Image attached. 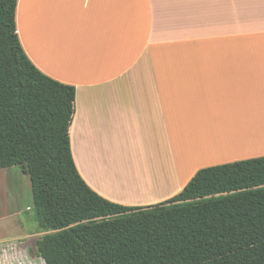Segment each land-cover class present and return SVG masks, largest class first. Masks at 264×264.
Returning <instances> with one entry per match:
<instances>
[{
  "label": "crops",
  "instance_id": "1",
  "mask_svg": "<svg viewBox=\"0 0 264 264\" xmlns=\"http://www.w3.org/2000/svg\"><path fill=\"white\" fill-rule=\"evenodd\" d=\"M16 22L31 61L75 86L73 159L104 198L153 205L264 155V0H18Z\"/></svg>",
  "mask_w": 264,
  "mask_h": 264
},
{
  "label": "trees",
  "instance_id": "2",
  "mask_svg": "<svg viewBox=\"0 0 264 264\" xmlns=\"http://www.w3.org/2000/svg\"><path fill=\"white\" fill-rule=\"evenodd\" d=\"M18 0H0V169L29 175L46 264H264V155L199 169L153 205L112 202L80 175L76 88L26 54Z\"/></svg>",
  "mask_w": 264,
  "mask_h": 264
},
{
  "label": "rangeland",
  "instance_id": "3",
  "mask_svg": "<svg viewBox=\"0 0 264 264\" xmlns=\"http://www.w3.org/2000/svg\"><path fill=\"white\" fill-rule=\"evenodd\" d=\"M13 226L17 229L26 227L24 230L18 229L19 233L24 232L22 236L39 237L40 233L45 232L39 229L34 220L30 177L19 167L0 169V237L11 238ZM38 239L33 241L34 247ZM34 247H29V250L32 251Z\"/></svg>",
  "mask_w": 264,
  "mask_h": 264
},
{
  "label": "clouds",
  "instance_id": "4",
  "mask_svg": "<svg viewBox=\"0 0 264 264\" xmlns=\"http://www.w3.org/2000/svg\"><path fill=\"white\" fill-rule=\"evenodd\" d=\"M42 232L39 237L49 235ZM39 237L15 236L12 239L0 242V264H33L34 252L29 253L28 248L34 247L33 241ZM28 242L25 243L24 241Z\"/></svg>",
  "mask_w": 264,
  "mask_h": 264
},
{
  "label": "bare ground",
  "instance_id": "5",
  "mask_svg": "<svg viewBox=\"0 0 264 264\" xmlns=\"http://www.w3.org/2000/svg\"><path fill=\"white\" fill-rule=\"evenodd\" d=\"M8 169V168H7ZM12 169V168H11ZM8 171V170H7ZM8 185V184H7Z\"/></svg>",
  "mask_w": 264,
  "mask_h": 264
}]
</instances>
